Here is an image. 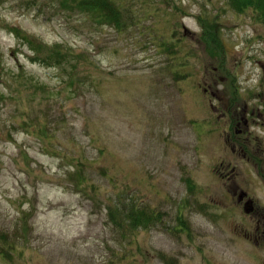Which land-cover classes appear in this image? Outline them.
I'll return each mask as SVG.
<instances>
[{
  "label": "rangeland",
  "instance_id": "rangeland-1",
  "mask_svg": "<svg viewBox=\"0 0 264 264\" xmlns=\"http://www.w3.org/2000/svg\"><path fill=\"white\" fill-rule=\"evenodd\" d=\"M112 4L0 0V264H264L262 18Z\"/></svg>",
  "mask_w": 264,
  "mask_h": 264
},
{
  "label": "trees",
  "instance_id": "trees-1",
  "mask_svg": "<svg viewBox=\"0 0 264 264\" xmlns=\"http://www.w3.org/2000/svg\"><path fill=\"white\" fill-rule=\"evenodd\" d=\"M109 0H97V3H89V0H79L80 6L82 7H90L92 8L93 12H95V15L101 19H104L106 22H108L111 25H115L117 28L120 27V13L121 8H118L116 4H112V6H115V8H108L106 5L108 4ZM232 3L231 5L235 7L237 10L244 9H253L255 12L258 13L260 18H262V22L264 23V0H230ZM110 6V7H112ZM3 95L0 93V98H2ZM121 218L122 217H131L133 215L132 212V204H129L128 206L121 207ZM146 211H143L141 214H145ZM112 218V216H111ZM109 218V219H111Z\"/></svg>",
  "mask_w": 264,
  "mask_h": 264
},
{
  "label": "flooded vegetation",
  "instance_id": "flooded-vegetation-1",
  "mask_svg": "<svg viewBox=\"0 0 264 264\" xmlns=\"http://www.w3.org/2000/svg\"><path fill=\"white\" fill-rule=\"evenodd\" d=\"M227 145H228V143L225 142V146H224V148H226ZM244 193H245V192H240L239 195H237V191H236L234 194L238 196V197H237L238 201L243 202L244 199L246 198V196H245L246 193H245V194H244ZM248 205H250V202L245 201V202H244V206H248ZM250 207L254 208V205H251ZM256 230H257V231H256ZM255 232H256V233H255ZM253 234H254V237H255L256 242H257L258 244L264 242V236L262 237L263 239H261V238L259 237V228H258V227L255 229V231H254ZM257 237H258V238H257ZM248 238H249V237H248ZM258 239H261V241H259Z\"/></svg>",
  "mask_w": 264,
  "mask_h": 264
},
{
  "label": "bare ground",
  "instance_id": "bare-ground-1",
  "mask_svg": "<svg viewBox=\"0 0 264 264\" xmlns=\"http://www.w3.org/2000/svg\"><path fill=\"white\" fill-rule=\"evenodd\" d=\"M258 245H260V243Z\"/></svg>",
  "mask_w": 264,
  "mask_h": 264
}]
</instances>
